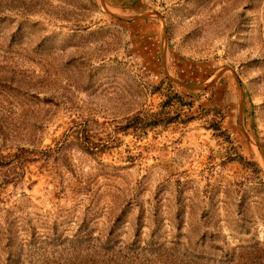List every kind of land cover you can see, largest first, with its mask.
Wrapping results in <instances>:
<instances>
[{"label": "rangeland", "instance_id": "obj_1", "mask_svg": "<svg viewBox=\"0 0 264 264\" xmlns=\"http://www.w3.org/2000/svg\"><path fill=\"white\" fill-rule=\"evenodd\" d=\"M10 232L0 264H264V0H0Z\"/></svg>", "mask_w": 264, "mask_h": 264}, {"label": "trees", "instance_id": "obj_2", "mask_svg": "<svg viewBox=\"0 0 264 264\" xmlns=\"http://www.w3.org/2000/svg\"><path fill=\"white\" fill-rule=\"evenodd\" d=\"M231 95V91L225 90L221 97V103L226 102L227 98ZM155 115V114H154ZM131 120L138 119L137 115L131 116ZM16 237H14V232L7 233L5 238H0V246H3L4 248L10 247L11 241H16ZM2 241V242H1Z\"/></svg>", "mask_w": 264, "mask_h": 264}, {"label": "water", "instance_id": "obj_3", "mask_svg": "<svg viewBox=\"0 0 264 264\" xmlns=\"http://www.w3.org/2000/svg\"><path fill=\"white\" fill-rule=\"evenodd\" d=\"M149 13H143V14H141V15H138V17H144V16H146V15H148ZM182 85H184V86H186L187 88H189V89H204L205 87H206V85L204 84V85H200V86H193V85H186V84H184V83H182V82H180Z\"/></svg>", "mask_w": 264, "mask_h": 264}]
</instances>
